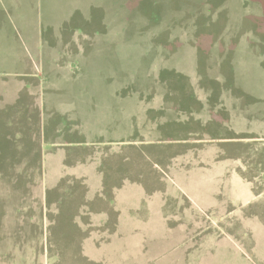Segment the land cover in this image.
<instances>
[{
	"label": "rangeland",
	"instance_id": "1",
	"mask_svg": "<svg viewBox=\"0 0 264 264\" xmlns=\"http://www.w3.org/2000/svg\"><path fill=\"white\" fill-rule=\"evenodd\" d=\"M0 264H264V0H0Z\"/></svg>",
	"mask_w": 264,
	"mask_h": 264
},
{
	"label": "crops",
	"instance_id": "2",
	"mask_svg": "<svg viewBox=\"0 0 264 264\" xmlns=\"http://www.w3.org/2000/svg\"><path fill=\"white\" fill-rule=\"evenodd\" d=\"M123 191H124V193L121 192V194H119L118 196H116V198L114 199V200H116V199L121 200L122 203L115 204V205L118 208L121 209L122 214H124L125 216H129V215L131 216L132 213H134L133 215H135V212L136 211L130 210V206L131 205H128L127 202H126V200H128V198H129V196H127L129 194L128 193V190L126 188H124ZM119 196H122V198H120ZM138 205L141 206L142 204H138ZM154 213H157L158 214L159 211H157V212L155 211ZM127 221H134V220L131 219V220H127Z\"/></svg>",
	"mask_w": 264,
	"mask_h": 264
}]
</instances>
